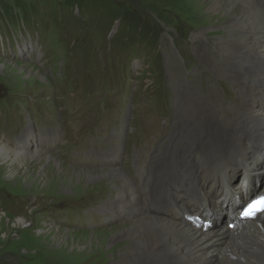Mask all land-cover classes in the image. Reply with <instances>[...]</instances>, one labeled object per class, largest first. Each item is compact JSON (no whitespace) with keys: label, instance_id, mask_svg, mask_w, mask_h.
I'll return each mask as SVG.
<instances>
[{"label":"rangeland","instance_id":"1","mask_svg":"<svg viewBox=\"0 0 264 264\" xmlns=\"http://www.w3.org/2000/svg\"><path fill=\"white\" fill-rule=\"evenodd\" d=\"M204 1L0 0V140L15 147L21 145L20 137L24 140L26 128H33L35 135L39 112L45 126L56 124L63 141L43 148L36 137L28 150L38 146L54 153L66 168L64 172L52 161L30 159L27 166L5 168L0 160V264H115L116 254L129 251V242L116 247L111 239L132 227L138 211L118 219L101 212L107 209L101 208L103 202H114L108 180H80L72 169L90 170L98 177L111 168L106 158L113 155L107 154L119 150L114 165L135 183L131 173L140 160L139 145L152 141L155 152L184 140L172 132L181 119L190 123L194 116L180 106L183 98L175 83L185 77L203 101L211 102L201 87L214 75L194 52L203 47L213 56L207 40L224 36L210 32L211 11ZM201 30L203 40L197 34ZM177 48L181 55L175 60L183 63L180 75L165 70L170 51ZM214 79L209 85L217 84L219 98L238 104L233 94L237 86ZM260 95L255 99L264 104V93ZM231 102L230 116H235ZM248 139L246 155L252 151ZM159 141L163 144L154 147ZM207 144L202 147L216 146ZM184 147L177 144L175 154ZM51 167L57 176L48 183L43 175ZM115 183L125 185L129 194V184L119 179ZM142 201L143 212L150 215ZM231 209L220 212L227 215Z\"/></svg>","mask_w":264,"mask_h":264},{"label":"bare ground","instance_id":"2","mask_svg":"<svg viewBox=\"0 0 264 264\" xmlns=\"http://www.w3.org/2000/svg\"><path fill=\"white\" fill-rule=\"evenodd\" d=\"M204 2L211 11L208 27H213V30L210 32L224 33V36L212 38V41L207 40L214 51L213 56L207 55L203 47L198 49L200 51L196 50L194 55L199 62L209 65L208 69L215 77L237 86V89L234 87L233 94L239 97V102L233 104L231 100L225 102L219 98L221 92L217 90V84L214 85L215 87L209 85V82L215 81L214 76L204 81L201 87L206 90L207 99H211L209 103L203 101L196 93L199 90L195 84H191L192 88H190L185 83V77L181 76L175 83L176 90L183 98L180 99L181 104L178 103L194 116L192 119L189 118L190 123L181 119L180 126L172 132L175 137L184 139L177 144L183 142L186 147L175 154L177 144L163 146L159 155L153 160L144 189L145 195L152 199L156 207L165 211V214L151 211L153 209L147 204L148 197L143 195L136 181L133 180L137 186L132 183L122 167L112 164L109 170L103 171L98 177L90 170L72 169L74 176L80 180L100 178L108 180L112 186L110 192L115 195L114 202H103L101 208L107 209L101 212L117 214V219L122 213L133 215L138 211L136 214L140 215L133 221L131 228L113 234L111 241L116 247L125 241L129 242L130 246L129 251L124 250L122 254L113 255L115 264H264V218L247 223L242 230L231 231L223 221L224 213L220 215L217 211L216 216L211 211L217 208L214 204L215 200L211 199L212 184L205 187V183L210 179L219 180L226 185L228 173L230 176L233 174L236 176L235 183L231 181L232 185L237 184L239 169L256 172L258 162L262 164L259 161L260 157L264 163V148H260L264 145V131L259 130L263 127L261 124H264L262 122L264 104L260 99H255L260 92L264 93V5H259L258 0H205ZM199 32L198 37L203 40L204 31ZM179 54L181 55L179 48L177 51H170L166 72L177 71L178 75L181 74L183 63L175 60ZM186 82L189 80L186 79ZM217 83L222 86L219 81ZM222 88L224 89L223 86ZM200 94L202 95L201 92ZM262 100L264 102V99ZM230 102L232 107L236 106L235 116H230L232 113ZM217 105L224 115H219L215 109ZM26 129V133L22 134L24 140L21 137L19 139L22 143L21 148L10 147V144L0 140V160L4 161L2 167L10 168L15 163H23L27 166L30 160H49L56 168L65 172L66 168H62L56 154L46 153L38 146L28 150L30 149L28 145L36 138V134L34 135L33 128ZM243 131L245 134L242 133ZM246 136L249 137L248 149L252 150L246 152L247 155L243 153ZM56 139L51 142L55 143ZM207 143L216 146L202 147L207 146ZM22 149L25 152L20 151ZM111 154L114 160L116 156H120L119 150L107 155ZM55 167L49 168L43 175L48 183L56 179ZM249 177L248 194L256 192L258 184L259 192L264 194L263 181L256 184L252 176ZM118 179L124 184H129L127 186L129 194L127 190H123L125 185H122L123 188L116 185ZM246 198L244 194L235 192L234 188L227 195L221 191L218 194L219 202L226 206L224 209L239 206V202L243 203ZM143 199L150 215L143 212L144 208L141 205ZM192 204L205 208L201 210L197 208L200 206ZM185 208L187 210L197 208L198 211L208 213L206 216L214 218V225L205 231L186 226L179 218L181 212L187 211ZM18 223L25 222L19 220Z\"/></svg>","mask_w":264,"mask_h":264}]
</instances>
